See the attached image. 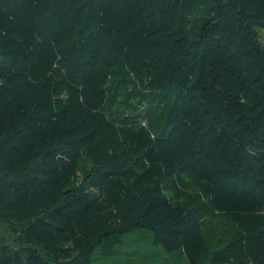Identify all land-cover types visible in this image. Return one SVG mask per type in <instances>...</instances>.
<instances>
[{"label":"trees","instance_id":"1","mask_svg":"<svg viewBox=\"0 0 264 264\" xmlns=\"http://www.w3.org/2000/svg\"><path fill=\"white\" fill-rule=\"evenodd\" d=\"M258 30L264 0H0V264H264Z\"/></svg>","mask_w":264,"mask_h":264},{"label":"rangeland","instance_id":"2","mask_svg":"<svg viewBox=\"0 0 264 264\" xmlns=\"http://www.w3.org/2000/svg\"><path fill=\"white\" fill-rule=\"evenodd\" d=\"M258 34H259L260 41L264 44V31L258 30ZM135 249L136 248H134V247H127V248L123 249L122 251L130 254ZM128 254H126L122 257H115L113 259H109V261H104L102 259H98L97 261L94 262V264H148L147 263L148 261H149V264H151V260L148 257H147L148 261H146L144 259H140V258L135 257V256H128Z\"/></svg>","mask_w":264,"mask_h":264}]
</instances>
